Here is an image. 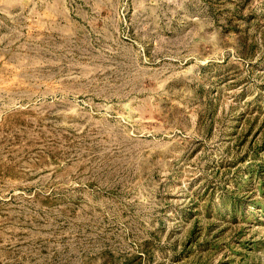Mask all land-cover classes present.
Here are the masks:
<instances>
[{"label":"rangeland","instance_id":"rangeland-1","mask_svg":"<svg viewBox=\"0 0 264 264\" xmlns=\"http://www.w3.org/2000/svg\"><path fill=\"white\" fill-rule=\"evenodd\" d=\"M0 264H264V0H0Z\"/></svg>","mask_w":264,"mask_h":264}]
</instances>
